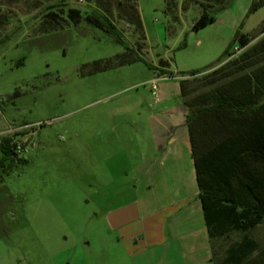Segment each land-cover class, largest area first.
<instances>
[{
  "label": "rangeland",
  "instance_id": "374dc122",
  "mask_svg": "<svg viewBox=\"0 0 264 264\" xmlns=\"http://www.w3.org/2000/svg\"><path fill=\"white\" fill-rule=\"evenodd\" d=\"M196 1L62 0L54 11L65 27L43 34L48 8L30 12L26 0H0V138L12 136L24 152L22 164L0 173V264H183L173 245L127 250L105 214L145 199L134 186L152 153L150 83L172 94L183 79L229 73L264 36L257 29L264 7L249 14L254 0H227L215 24L193 30ZM135 4L141 29L131 15ZM69 9L81 13L76 26ZM94 9L133 53L84 21ZM236 31L251 41L224 57ZM260 69L264 62L244 71ZM162 193L156 188L154 197ZM244 237L258 245L248 264H264V225L214 240V264Z\"/></svg>",
  "mask_w": 264,
  "mask_h": 264
},
{
  "label": "trees",
  "instance_id": "16d2710c",
  "mask_svg": "<svg viewBox=\"0 0 264 264\" xmlns=\"http://www.w3.org/2000/svg\"><path fill=\"white\" fill-rule=\"evenodd\" d=\"M26 1L30 12L41 6L48 8L40 33L65 27L60 20L61 14L54 11L62 0ZM96 1L87 0L94 5ZM226 1L197 0L201 15L193 23V30L212 24L216 15L224 9ZM262 6L264 0H254L249 14ZM136 11L131 15L136 18L134 24L141 29ZM66 14L73 26L79 24V11L69 9ZM3 20L7 23L8 19L5 17ZM84 21L107 34L124 51L133 53L122 33L105 13L94 9L85 15ZM257 29L259 34H264V21ZM250 41L251 37L236 31L223 56L228 57L235 46L247 47ZM241 59L243 65L238 69L237 61L230 63L235 67L229 73L220 69L210 75L180 81L197 198L211 244L230 231L247 233L264 225V69L255 75L244 71L264 62V36L247 48ZM239 72L243 73L234 76ZM200 73L193 71L189 76L196 77ZM13 139L12 136L0 138V173L8 174L24 162V152L17 151V146H23ZM256 250L257 243L244 237L226 250L219 264H248Z\"/></svg>",
  "mask_w": 264,
  "mask_h": 264
},
{
  "label": "crops",
  "instance_id": "0c3cea01",
  "mask_svg": "<svg viewBox=\"0 0 264 264\" xmlns=\"http://www.w3.org/2000/svg\"><path fill=\"white\" fill-rule=\"evenodd\" d=\"M217 21L215 18L213 23ZM157 88L155 95L149 88L151 105L156 111L149 116V122L154 124L152 153L140 163L134 186V193L143 191L145 199L134 198L129 205L108 211L106 223L109 229L119 232L129 251L144 253L146 249L161 247L168 250L173 245L183 264H214L212 244L197 198L180 91L166 94ZM156 188L163 189L157 199Z\"/></svg>",
  "mask_w": 264,
  "mask_h": 264
},
{
  "label": "built area",
  "instance_id": "2783aa9c",
  "mask_svg": "<svg viewBox=\"0 0 264 264\" xmlns=\"http://www.w3.org/2000/svg\"><path fill=\"white\" fill-rule=\"evenodd\" d=\"M76 2L82 3V0H76ZM166 78L165 77H162L161 80H165ZM156 82H157V80H154V81H152L150 83V88H151V91H152L153 95H155V93L158 90L157 85H156ZM17 151L18 152H22L23 151V148H21V146H17Z\"/></svg>",
  "mask_w": 264,
  "mask_h": 264
}]
</instances>
